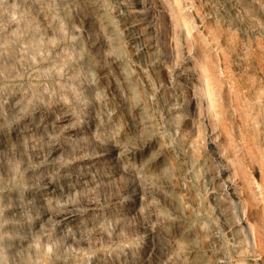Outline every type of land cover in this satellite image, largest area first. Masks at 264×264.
I'll list each match as a JSON object with an SVG mask.
<instances>
[{
    "label": "rangeland",
    "instance_id": "rangeland-1",
    "mask_svg": "<svg viewBox=\"0 0 264 264\" xmlns=\"http://www.w3.org/2000/svg\"><path fill=\"white\" fill-rule=\"evenodd\" d=\"M169 1L0 0V264H264V0Z\"/></svg>",
    "mask_w": 264,
    "mask_h": 264
},
{
    "label": "bare ground",
    "instance_id": "bare-ground-1",
    "mask_svg": "<svg viewBox=\"0 0 264 264\" xmlns=\"http://www.w3.org/2000/svg\"><path fill=\"white\" fill-rule=\"evenodd\" d=\"M177 1V0H176ZM175 1V2H176ZM163 3L171 10V11H174L173 10V7H172V4L169 0H163ZM146 9V5H145V8ZM148 9V8H147ZM152 11V10H150ZM148 16V15H147ZM158 17H161V20L157 21L155 23L156 27H157V36L161 37L163 40L165 41H169V32L165 29L163 30V32L159 31L160 29H162L163 27L166 26V22H165V19H163V14L162 13H158L157 14ZM146 17V16H145ZM148 19V18H147ZM163 20V21H162ZM153 21V20H152ZM175 22H177V20H174ZM148 22V20H147ZM178 23H176L175 25H177ZM153 29V28H152ZM174 31V30H173ZM179 29H175V34L177 35L179 32ZM152 36L154 34V32H151L150 33ZM146 35V34H145ZM178 39L175 38V43H176V55L177 57H179L180 55V45L178 44ZM171 43V39L169 41ZM159 44H157V48H159ZM156 52V51H155ZM172 56V54H171ZM194 67H197V61L194 63ZM159 69V73L161 71L162 73V76L164 78V81H167L168 80V77H169V72H166V71H162L161 67L157 68ZM161 69V70H160ZM256 81V80H255ZM254 80L252 81V85H251V88L249 89L250 91H253L254 89V86L256 85L254 82ZM164 84V83H163ZM179 86H180V89L178 88H173L172 86H168V83L165 82V84L162 86V89L164 90L163 92H165L166 94L170 93H174V92H177L178 95H181L182 91L186 92L187 96H188V99H187V108L186 107H183V108H178V109H175V110H171V115H172V120H173V123L174 125L176 124V128L177 129H181V127H185L186 129L189 128V129H192V126L194 125V120L192 119L194 117V115H196V106L194 107L193 104L194 103H198L196 102V100H192L190 98V96L188 95V90H187V87H186V84H184L183 82H179ZM236 86V85H235ZM242 86V85H241ZM246 87V86H245ZM238 88V87H237ZM249 88V87H248ZM254 92V91H253ZM164 93V94H165ZM176 94V95H177ZM255 95H256V98L259 99V100H256L255 102V105L257 104V108L259 111L262 112V115L264 114V110H263V104H264V92H261V91H258V92H255ZM181 97V96H180ZM179 98V97H178ZM255 98V97H254ZM180 99V98H179ZM247 109V108H246ZM188 115V118L185 119V117ZM247 115V114H246ZM255 119V118H254ZM183 122V123H182ZM211 124V127H212V130L214 131L215 130V127H214V123H210ZM252 124V123H251ZM245 126V125H244ZM248 126V125H247ZM185 130V129H184ZM214 146V144H213ZM214 150V149H213ZM70 173V172H69ZM232 193H236L235 190H232L231 191ZM216 200H219V201H222L221 198H219L218 196H215ZM232 203H235L236 201V198L234 199L232 197ZM222 203V202H221ZM223 208V207H222ZM70 218V217H69ZM72 220V219H71ZM72 222V221H71ZM229 222V221H228ZM230 223V222H229ZM190 226V225H189ZM187 227V226H186ZM250 227V225H249ZM148 228V227H147ZM192 228V227H191ZM245 228V227H244ZM189 230V229H188ZM234 230V229H232ZM190 231V230H189ZM188 233V232H186ZM189 233H192V232H189ZM243 233L244 235L246 236V239H248V233H247V230L243 229ZM235 238V237H234ZM243 239L239 240V241H242ZM249 242V241H248ZM247 242V243H248ZM246 244V243H245ZM187 251V250H186ZM199 251V250H197ZM196 251V252H197ZM188 253V252H187ZM199 253V252H198ZM197 253V254H198ZM192 254V253H191ZM190 255V254H189ZM186 256V255H185ZM197 255H194V258L196 257ZM193 257V256H192ZM205 263V261H203Z\"/></svg>",
    "mask_w": 264,
    "mask_h": 264
}]
</instances>
